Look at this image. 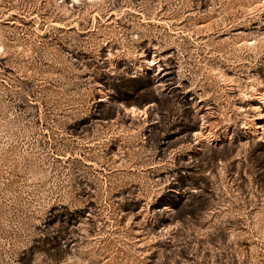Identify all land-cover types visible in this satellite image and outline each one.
<instances>
[{
    "label": "rangeland",
    "instance_id": "1",
    "mask_svg": "<svg viewBox=\"0 0 264 264\" xmlns=\"http://www.w3.org/2000/svg\"><path fill=\"white\" fill-rule=\"evenodd\" d=\"M0 264H264V0H0Z\"/></svg>",
    "mask_w": 264,
    "mask_h": 264
}]
</instances>
